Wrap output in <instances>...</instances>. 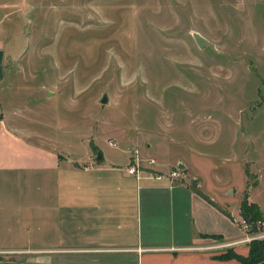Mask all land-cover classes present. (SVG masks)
Listing matches in <instances>:
<instances>
[{"label":"rangeland","instance_id":"374dc122","mask_svg":"<svg viewBox=\"0 0 264 264\" xmlns=\"http://www.w3.org/2000/svg\"><path fill=\"white\" fill-rule=\"evenodd\" d=\"M0 53L3 106L80 164L177 173L237 223L255 186L264 209V0H0Z\"/></svg>","mask_w":264,"mask_h":264},{"label":"crops","instance_id":"0c3cea01","mask_svg":"<svg viewBox=\"0 0 264 264\" xmlns=\"http://www.w3.org/2000/svg\"><path fill=\"white\" fill-rule=\"evenodd\" d=\"M21 115L0 97V264H240L217 259L228 248L247 253L246 232L222 208L230 199L183 179L130 175L99 158L80 164L84 156L27 131ZM24 178L38 184L17 185ZM254 187L247 200L264 216Z\"/></svg>","mask_w":264,"mask_h":264},{"label":"trees","instance_id":"16d2710c","mask_svg":"<svg viewBox=\"0 0 264 264\" xmlns=\"http://www.w3.org/2000/svg\"><path fill=\"white\" fill-rule=\"evenodd\" d=\"M101 157L99 158V160ZM241 216L243 220L250 223L254 220L261 219V213L259 207L255 203H250L247 201V196L245 195L241 202ZM251 224V223H250ZM237 259L240 264H263L264 263V239L263 240H253L250 243L249 251L247 255H241L233 250H228L227 253H222L217 255V259L227 260V259Z\"/></svg>","mask_w":264,"mask_h":264},{"label":"built area","instance_id":"2783aa9c","mask_svg":"<svg viewBox=\"0 0 264 264\" xmlns=\"http://www.w3.org/2000/svg\"><path fill=\"white\" fill-rule=\"evenodd\" d=\"M125 171H126L127 174L134 175V176H137V177H140V176L149 177V175H143L142 173H140V171L138 169L137 163H134L130 167L126 168ZM175 176H177V173H172L169 176L158 175V176H155L154 178H156V179H162V178L173 179V178H175ZM240 224L242 225L244 231L246 230L245 232H248L249 233V234L246 233V236H245L246 239H244V240H248L249 241L251 238L252 239L253 238H256V234L255 235H252V234H254V232H252L250 230L249 231L247 230V228H249V226H248V224L243 219L241 220V223Z\"/></svg>","mask_w":264,"mask_h":264},{"label":"water","instance_id":"95a60500","mask_svg":"<svg viewBox=\"0 0 264 264\" xmlns=\"http://www.w3.org/2000/svg\"><path fill=\"white\" fill-rule=\"evenodd\" d=\"M194 41L196 42L197 46L200 48H203L207 44V39L204 38L201 34L194 32L192 34ZM108 101L106 94H104L100 100L101 103H106ZM101 154L98 152L97 158H100ZM178 168L182 169L184 168V165L182 163L178 164Z\"/></svg>","mask_w":264,"mask_h":264}]
</instances>
